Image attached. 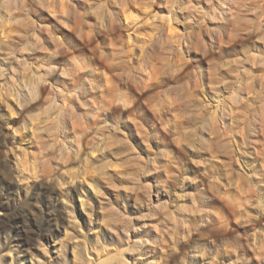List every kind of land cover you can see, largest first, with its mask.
Segmentation results:
<instances>
[{"label": "clouds", "instance_id": "clouds-1", "mask_svg": "<svg viewBox=\"0 0 264 264\" xmlns=\"http://www.w3.org/2000/svg\"><path fill=\"white\" fill-rule=\"evenodd\" d=\"M0 264H264V0H0Z\"/></svg>", "mask_w": 264, "mask_h": 264}]
</instances>
